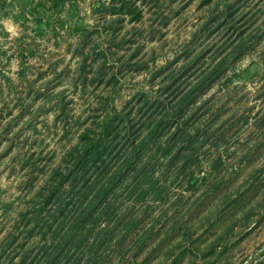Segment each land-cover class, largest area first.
I'll return each mask as SVG.
<instances>
[{
	"label": "rangeland",
	"instance_id": "rangeland-1",
	"mask_svg": "<svg viewBox=\"0 0 264 264\" xmlns=\"http://www.w3.org/2000/svg\"><path fill=\"white\" fill-rule=\"evenodd\" d=\"M122 1L133 13H113ZM116 115L121 152L163 115L159 140L174 146L103 201L83 240L107 237L95 263L264 264V0H0V245L17 235L0 264H19L21 242L23 264L51 252L84 189L60 186L61 208L41 209L38 195L57 186L51 172L67 169L84 130ZM69 247L60 263L88 260L91 250Z\"/></svg>",
	"mask_w": 264,
	"mask_h": 264
},
{
	"label": "trees",
	"instance_id": "trees-1",
	"mask_svg": "<svg viewBox=\"0 0 264 264\" xmlns=\"http://www.w3.org/2000/svg\"><path fill=\"white\" fill-rule=\"evenodd\" d=\"M49 1L53 2L55 6H58L65 0ZM119 10H126L129 13H133V11H130L128 5H126L123 1L119 7L115 6L113 8V13H118ZM132 18L134 20L139 19L140 15L136 13L132 16ZM106 28L113 29V31L116 30L113 26H106ZM117 116L118 115L109 118V120L106 119L101 127L93 126L92 128H86L80 135L79 142L72 145L67 151L68 154L65 155V158L69 163L67 169L64 171L59 170V168L52 170L49 182L50 180L54 184L56 182L57 186L50 190L48 195L44 194L45 189H42L41 193L38 195L39 198H42L43 200V206L41 209H44L46 204L52 201L59 202V205L61 204L60 202L62 201V198L59 194L60 186L69 184L71 191L84 189L82 195L78 197V202H81L82 210L78 214L72 216L68 211H64V213H62L63 217L58 222V228L53 230L51 234H53L54 237L59 235V229L63 225L68 224V229L60 236L59 241L56 244H52L53 246L51 252L48 251L49 249L43 248L46 258L41 264H55L54 261L57 262L56 264H64L60 263V258L64 256L62 250L66 245H68V247L70 246L68 249L71 250H80L84 252L91 250L89 258L84 264H96L95 259L93 260V256H95L94 253L106 241L107 237H101L99 239L95 237L97 242L95 244L93 243V245H89L87 249H85L83 245V240L88 237L90 233H92L93 227H91V224H96L102 215L109 210V207L103 205V201L112 193L115 197H118L117 187L124 178L128 177L129 172L134 171V174L136 175H143L148 170H151L150 168L152 167V164L158 160L156 158L159 154L162 153V155H166L170 154L172 151V147L174 146L172 143L166 144L164 142H160L159 140L160 132L166 127L168 122L164 121L165 117L163 115L161 119L156 121L153 126L150 127L148 133L140 139L138 143L133 144L131 149L127 146L126 148L128 149H124L121 152L114 137L119 134L118 132L121 129V127H119V123L122 120L121 117H123V115L119 119L116 118ZM176 132L177 131H174L172 135H176ZM147 147L151 148V153L149 157L143 161V165L139 169H136L135 164L138 160L137 156H139L140 152ZM181 147H179V149H177V151H175V153L171 156V161L174 158L179 157L181 154ZM192 154L193 153H191V151L183 153L185 160L181 169L182 171H185V166L189 163ZM116 155H118L116 158V165L114 167H110L111 158ZM146 167H148V169H146ZM103 179L106 180L103 182ZM139 181L140 180L135 181L131 186V194L139 188ZM145 193L146 192L142 189L137 196L140 195V197H143ZM90 194L91 196L89 197ZM85 202L86 204H84ZM66 205L67 204H65V206ZM28 212L29 211L22 213L23 218L26 217ZM61 212H63V209H61ZM39 215L40 213L36 209L33 222L34 226L41 224L42 217ZM133 222L134 221H131L129 224L132 225ZM27 224L28 222H25V226ZM86 225H89L88 228L83 231H79L81 227ZM46 228H50V226H47ZM30 230H32V228L27 231ZM16 239L17 235L11 232L6 241L1 243L0 247L2 246L3 248L4 245L9 247L10 245L15 244L17 243ZM20 244L22 248L20 249L21 259L19 264H23L26 263V259L28 258V249H24V242H21ZM79 261L80 257H77V260L71 264H78Z\"/></svg>",
	"mask_w": 264,
	"mask_h": 264
}]
</instances>
